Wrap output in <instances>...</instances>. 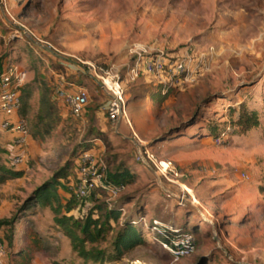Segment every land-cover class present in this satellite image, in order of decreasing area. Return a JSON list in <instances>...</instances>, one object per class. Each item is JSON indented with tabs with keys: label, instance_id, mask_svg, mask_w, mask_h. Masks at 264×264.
<instances>
[{
	"label": "rangeland",
	"instance_id": "374dc122",
	"mask_svg": "<svg viewBox=\"0 0 264 264\" xmlns=\"http://www.w3.org/2000/svg\"><path fill=\"white\" fill-rule=\"evenodd\" d=\"M210 46L215 54L207 68L191 82L168 85L162 102L150 99L158 89L155 77L124 81L137 52ZM80 61L117 66L127 119H106L107 93ZM7 64L27 72L31 93L24 116L32 136L18 166L0 152L1 163L22 172L0 183V220H15L12 245L3 236L8 228L0 227L5 238L0 264H21L16 250L36 238L40 243L31 264H264V194L259 190L264 185V0H3L0 69ZM58 73L88 89L82 118L72 117L55 98ZM42 96L52 103L44 121L39 118ZM253 111L257 125L238 124L241 115ZM137 139L181 168L182 188L134 160ZM87 148L95 153L99 171L123 163L135 178L115 190L95 189L83 209L76 196L77 170L79 154ZM53 179L62 203L75 199L73 216L96 206L120 209L107 237L85 244L103 253L102 260L75 251L49 207L22 209L37 187ZM127 218L138 222L146 242L114 259L112 241ZM154 218L191 231L194 251L170 256L150 229Z\"/></svg>",
	"mask_w": 264,
	"mask_h": 264
},
{
	"label": "built area",
	"instance_id": "2783aa9c",
	"mask_svg": "<svg viewBox=\"0 0 264 264\" xmlns=\"http://www.w3.org/2000/svg\"><path fill=\"white\" fill-rule=\"evenodd\" d=\"M2 1L0 0L1 3ZM214 54L213 46L208 47L207 50L184 47L171 53L157 52L147 55L137 52V58L125 71L124 81H135L140 75L145 74L155 77L164 92L175 80L193 81L197 74L207 68ZM80 62L107 93L108 99L102 107L106 119L112 123L123 118L127 119L125 92L122 87L124 81L121 79L117 66L111 64L104 68L97 67L93 63ZM65 75L64 73L57 74L59 78L54 87V96L65 104L72 117L80 119L90 102V94L85 86L65 80ZM26 77L27 72L15 64H7L0 69V135L5 134L7 137L9 162L15 167L24 162L30 139L27 120L20 115L22 105L20 89L25 84ZM134 137H136L135 133ZM213 140L219 142L220 137L215 136ZM135 148L134 160L136 162L143 164L162 179L177 183L182 188L183 183L179 179L183 177V173L176 163L169 159L158 158L140 139H137ZM95 157L91 148L79 154L76 191L78 198L89 196L94 189L109 191L119 188V186L105 182V170L97 169ZM241 177L247 178L246 173L242 172ZM185 192L191 198L189 192ZM180 199L185 200L184 193L181 194ZM150 229L155 235L164 236L163 239H157V241L175 259L186 257L195 249L194 235L188 229L162 222L156 218L151 220ZM3 253L4 245L0 242V255Z\"/></svg>",
	"mask_w": 264,
	"mask_h": 264
},
{
	"label": "trees",
	"instance_id": "16d2710c",
	"mask_svg": "<svg viewBox=\"0 0 264 264\" xmlns=\"http://www.w3.org/2000/svg\"><path fill=\"white\" fill-rule=\"evenodd\" d=\"M158 89L150 93V99L162 102L167 96L168 89L162 92V86L157 85ZM29 85H23L20 89L22 107L20 109V115L25 117V109L27 106V101L30 96ZM52 103L48 98L41 97L40 99V114L39 118L44 121L45 115H50L52 112ZM46 111L43 114V111ZM258 119L256 113L249 112L244 113L240 116L238 124L242 125L244 128H248L252 125H257ZM52 125L43 129V133H47L52 129ZM30 133V132H29ZM32 135L30 134V137ZM89 149V148H87ZM85 149V150H87ZM0 152L6 154L7 151L0 147ZM22 175L20 170L14 169L12 167H7L5 164L0 162V183L5 182L8 179L18 178ZM60 175V174H59ZM57 175V177H59ZM56 177V178H57ZM135 178V173L131 171L129 167L124 165H118L115 169H106L105 171V182L114 186H121L132 182ZM58 183L56 179L46 181L37 187L33 194L28 198L26 203L23 205L22 209H28L33 206H47L53 213V219L56 225L63 231V233L70 239L72 247L75 251L79 252L84 258H93L94 260H102L103 253L91 247L89 250L85 248V244L95 243L98 240H104L107 234L112 230V222H116L121 215L120 209L111 206H96L99 209L97 213L96 209H90L86 213L82 212L78 216H73L69 214L75 204L73 200H67L62 203L60 195L57 190ZM259 190L264 194V185L259 186ZM100 191H102L100 189ZM96 191L95 189L89 194L91 196ZM80 198V206L83 209L88 207L86 199L89 197ZM21 209V210H22ZM82 209V210H83ZM14 219L0 220V227L6 226V234L3 236L8 240V243L12 245V237L14 235ZM156 239H163L164 236L161 234H156ZM4 238V239H5ZM4 239L1 237L0 242ZM146 242L144 235L138 222L132 219H124L116 231L115 237L112 241V251L114 259L121 258L126 252L132 250L138 245H142ZM39 239H32L30 245L26 244L25 248L16 250V255L20 257L21 264H31L33 260V252L38 250Z\"/></svg>",
	"mask_w": 264,
	"mask_h": 264
},
{
	"label": "crops",
	"instance_id": "0c3cea01",
	"mask_svg": "<svg viewBox=\"0 0 264 264\" xmlns=\"http://www.w3.org/2000/svg\"><path fill=\"white\" fill-rule=\"evenodd\" d=\"M0 144L2 145L1 147H3L6 151H7V149L9 148V144H8V142H7V137H6V135L5 134H3V135H0ZM203 169H205L206 170V167H203ZM210 173H213L212 172V170L210 169V170H208ZM189 185H191V184H189ZM192 186V185H191ZM192 188L194 189V191L197 193V190H196V187L195 186H192ZM190 220H191V218L189 219V222H190ZM253 249H260L259 247H256V248H252L251 250H253ZM263 254V253H262Z\"/></svg>",
	"mask_w": 264,
	"mask_h": 264
}]
</instances>
